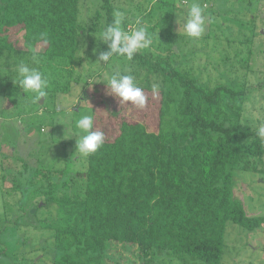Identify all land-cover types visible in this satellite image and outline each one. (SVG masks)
I'll list each match as a JSON object with an SVG mask.
<instances>
[{
	"label": "trees",
	"instance_id": "16d2710c",
	"mask_svg": "<svg viewBox=\"0 0 264 264\" xmlns=\"http://www.w3.org/2000/svg\"><path fill=\"white\" fill-rule=\"evenodd\" d=\"M147 1L164 21L176 11L177 0ZM243 1L242 7L227 12L257 10L258 0ZM113 2L101 0L94 13L95 28L104 17L101 33L114 19ZM79 6L80 0H0V60L14 58L19 64L15 57L44 45L43 59L71 69L78 60L79 38L86 30L79 20ZM151 12L150 8L146 15L151 17ZM94 27L89 30L96 31ZM143 28L152 46L154 28ZM21 34L23 47L19 49L15 38ZM164 34L157 39V52L150 47L141 50L131 61L127 59L135 70L121 73L134 75L144 89V108L119 104L107 94L106 85L100 86L109 114L93 130L105 133V145L85 158L84 172L73 173L77 186L72 198L59 199L54 194L55 183L44 185L47 175L41 169L36 168L27 179L34 188L32 198L42 195L45 202L81 206L74 224L55 227L36 222L35 227L54 230L50 251L45 249L51 264H104L110 242L136 246L147 259L144 264L159 255L221 264L227 223L246 231L264 224V217L249 216L243 204L232 198L234 172L242 154L244 89L210 86L190 70L175 68L170 31ZM2 80L0 87L9 88L12 94L11 84L3 85ZM158 80L159 90L153 93ZM6 102L15 105L13 97ZM145 121L153 122L152 129L148 125L152 131ZM247 136L252 139L246 155L263 163L264 140L256 132ZM38 209L35 203L31 214Z\"/></svg>",
	"mask_w": 264,
	"mask_h": 264
},
{
	"label": "rangeland",
	"instance_id": "374dc122",
	"mask_svg": "<svg viewBox=\"0 0 264 264\" xmlns=\"http://www.w3.org/2000/svg\"><path fill=\"white\" fill-rule=\"evenodd\" d=\"M258 1L255 11L233 13L227 11L242 7L243 0H177L176 11L166 22L156 10L153 12L147 0H114L113 5L115 12L124 13V20L128 21L123 30L131 33L138 26L154 28L150 46L153 52L158 51L159 35L170 31L175 68L190 70L200 82L210 86L223 84L244 89L246 99L239 137L242 154L234 172L232 198L243 204L249 216L264 217V173L261 172L264 161L259 163L246 155L252 139L247 134H253L264 124V0ZM193 2L200 4L208 18L207 30L199 40L187 37L182 30L178 33L176 23L178 17L187 15ZM100 3L101 0H80L79 20L86 30L79 38L78 60L71 69L43 59L44 45L15 57L19 64L14 58L0 60L2 83L9 82L14 89L10 94L9 88L0 87V264H51L45 249L49 250L48 246L53 244L54 230L35 227L36 222L65 227L79 219L80 205L45 202L42 195L32 198L34 188L26 182L36 168L41 169L47 175L44 185L55 183L54 194L59 199L65 195L72 198L77 186L73 173L84 172L86 168L85 157L75 152L76 121L82 115L93 114L94 127L98 126L109 114L107 101L99 93L100 86L112 74L135 70L126 56H114L106 66L95 63L99 52L108 50L99 41L104 17L96 28L93 26ZM150 8L151 17L146 15ZM169 23L170 28L166 26ZM92 27L96 31L91 32ZM15 41L19 49L23 47L22 34ZM21 62L37 68L48 80L43 99L19 88ZM143 75L141 70L140 78ZM10 97L15 99V105L6 102ZM125 113L132 115L130 111ZM142 123L152 129L153 122ZM149 127L148 131H152ZM3 136L6 144L2 142ZM25 163L28 169L24 168ZM65 182L68 185L64 186ZM35 203L39 209L33 215ZM224 240L221 264H264V224L257 230L246 231L229 222ZM146 261L136 246L110 242L103 263L144 264ZM150 264L200 263L159 255Z\"/></svg>",
	"mask_w": 264,
	"mask_h": 264
},
{
	"label": "clouds",
	"instance_id": "9594fccd",
	"mask_svg": "<svg viewBox=\"0 0 264 264\" xmlns=\"http://www.w3.org/2000/svg\"><path fill=\"white\" fill-rule=\"evenodd\" d=\"M124 13L117 11L114 19L103 29L99 41L107 46V51H100L95 63L106 66L114 56H126L131 61L133 57L141 50L147 49L151 45V40L147 37L142 27H136L129 33L122 29ZM139 23V22H137ZM178 33L182 30L187 37L193 40L201 39L208 24V18L199 3L193 2L188 8L186 16L177 18ZM46 44L47 41L45 40ZM18 86L24 92L38 94L43 99L47 93L48 80L42 73L34 67H29L23 62L18 67ZM107 94L114 97L119 104L144 108L147 104V97L144 89L139 86L137 80L132 74H121L119 72L112 74L104 83ZM153 93L159 90V85L152 86ZM94 115H82L76 121L78 130L75 139V152H78L85 158L96 154L105 145V133L103 131H94ZM257 136L264 140V124H261L256 131Z\"/></svg>",
	"mask_w": 264,
	"mask_h": 264
}]
</instances>
